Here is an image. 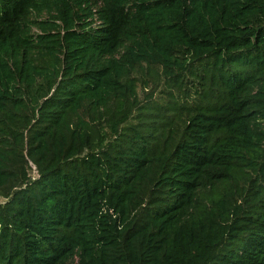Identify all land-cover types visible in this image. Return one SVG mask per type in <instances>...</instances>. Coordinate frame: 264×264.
<instances>
[{"label": "trees", "instance_id": "trees-1", "mask_svg": "<svg viewBox=\"0 0 264 264\" xmlns=\"http://www.w3.org/2000/svg\"><path fill=\"white\" fill-rule=\"evenodd\" d=\"M0 197V264H264V0H0Z\"/></svg>", "mask_w": 264, "mask_h": 264}, {"label": "rangeland", "instance_id": "rangeland-1", "mask_svg": "<svg viewBox=\"0 0 264 264\" xmlns=\"http://www.w3.org/2000/svg\"><path fill=\"white\" fill-rule=\"evenodd\" d=\"M139 78H144L147 81L148 84V88L142 89L141 86L143 84H141V82L139 81V83H137V95H138V99L142 104H147L143 99L144 96L147 93H152V103H157L158 105H160L162 108L160 110L159 115H164L165 117L170 114L167 110H165L166 106H171L172 103L169 102V100L171 98H169L168 96H165L167 93H169L170 91H172L171 89H168L167 87L163 86L162 81L163 78H152V80L149 78V76H145V77H141L138 76ZM161 81H159V80ZM192 85V84H191ZM145 86V85H144ZM191 91H187V94H190ZM175 97H179L181 98L184 95V90L181 93H174ZM130 124V123H129ZM28 173L31 177H37V173L35 170V167L28 162ZM0 202H4L3 198L0 197ZM74 264V263H73Z\"/></svg>", "mask_w": 264, "mask_h": 264}]
</instances>
